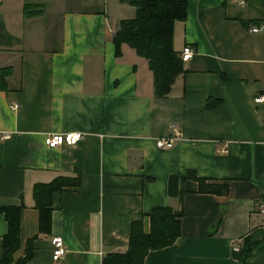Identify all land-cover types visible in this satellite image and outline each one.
<instances>
[{
    "label": "crops",
    "instance_id": "obj_1",
    "mask_svg": "<svg viewBox=\"0 0 264 264\" xmlns=\"http://www.w3.org/2000/svg\"><path fill=\"white\" fill-rule=\"evenodd\" d=\"M133 15L122 0H0V67L9 69L0 89V132L9 133L0 139V207L20 206L13 260L29 246L24 264H101L125 250L132 221L148 231L154 207H170L180 234L142 264H237L231 245L261 228L264 106L253 97L264 95V0H186L172 46L193 53L162 97L144 56L126 43L114 50L119 20ZM52 132L82 136L46 147ZM173 135L170 148L155 146ZM189 171L226 193L198 192ZM50 183L60 187L46 195ZM41 204L50 211L42 232ZM5 232L0 213V256ZM53 236L66 249L56 262ZM258 257L264 264V242Z\"/></svg>",
    "mask_w": 264,
    "mask_h": 264
},
{
    "label": "trees",
    "instance_id": "obj_2",
    "mask_svg": "<svg viewBox=\"0 0 264 264\" xmlns=\"http://www.w3.org/2000/svg\"><path fill=\"white\" fill-rule=\"evenodd\" d=\"M134 7L132 17L122 18L114 30L111 41L117 53L121 43L131 46L136 53L146 58L152 73L154 94L164 96L173 78L182 70L178 51L172 46V25L175 20L183 19L186 12V0H122ZM9 73L7 67H0V89L3 87V76ZM209 105V104H208ZM191 176L198 182V192L224 194L227 185L206 184L191 171ZM177 179L170 176L167 181V192L172 195ZM60 184L50 183L44 188L47 195ZM40 186L35 185L33 195L37 198ZM19 209L20 206L0 207L6 222V232L1 237L0 264H24L30 257L27 246L24 255L13 260V253L19 246ZM38 209V230L46 231L49 226V208L43 204ZM256 211V210H255ZM254 211V212H255ZM148 231L142 230L141 220L132 221L129 227L126 248L123 252L107 253L101 264H142L149 250L170 245L180 234L178 216L170 207H154L147 214ZM263 249V235L259 227H253L242 237L239 250L232 252L237 264H254Z\"/></svg>",
    "mask_w": 264,
    "mask_h": 264
},
{
    "label": "built area",
    "instance_id": "obj_3",
    "mask_svg": "<svg viewBox=\"0 0 264 264\" xmlns=\"http://www.w3.org/2000/svg\"><path fill=\"white\" fill-rule=\"evenodd\" d=\"M262 26L252 25L249 26V30L256 31L259 30ZM193 53V49L190 45L186 44L182 46L178 55L181 60H187ZM253 101L256 104H260L264 106V95H256L253 97ZM9 108L15 110L17 108L16 104H10ZM9 133L7 132H0V139L8 138ZM81 133L79 132H52L46 133L43 135V143L46 147H58V146H72L76 142H78L81 138ZM177 135H173L172 137L167 138H158L155 140V146L160 149H167L170 148L173 144V141L176 139ZM224 151V149L222 150ZM257 212L261 216V230L262 235L264 238V187L260 191V195L257 200ZM51 244V260L53 262L58 261L63 257L66 252L64 243L59 236H53L50 239ZM239 250V244L233 243L231 245V251L237 252Z\"/></svg>",
    "mask_w": 264,
    "mask_h": 264
},
{
    "label": "rangeland",
    "instance_id": "obj_4",
    "mask_svg": "<svg viewBox=\"0 0 264 264\" xmlns=\"http://www.w3.org/2000/svg\"><path fill=\"white\" fill-rule=\"evenodd\" d=\"M112 20V18H110V21ZM255 221H259V222H261L262 223V221H261V216L260 215H255ZM263 242H264V240H263ZM258 256L256 257V259H255V262H254V264H258Z\"/></svg>",
    "mask_w": 264,
    "mask_h": 264
}]
</instances>
